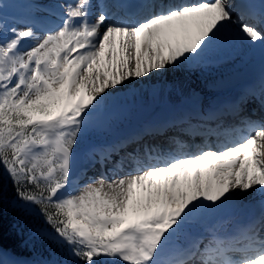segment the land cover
I'll use <instances>...</instances> for the list:
<instances>
[{
  "label": "snow or ice",
  "instance_id": "snow-or-ice-1",
  "mask_svg": "<svg viewBox=\"0 0 264 264\" xmlns=\"http://www.w3.org/2000/svg\"><path fill=\"white\" fill-rule=\"evenodd\" d=\"M126 3L153 10L116 22L106 10L93 17V0H64L61 24L42 36L0 22V166L82 264H264V211L233 243L213 237L184 258L160 259L198 213L264 195V122L247 120L244 134L191 154L144 146V158L127 153L112 179L67 191L78 138L107 89L198 56L230 27L264 44V7L253 14L246 0Z\"/></svg>",
  "mask_w": 264,
  "mask_h": 264
},
{
  "label": "rangeland",
  "instance_id": "rangeland-1",
  "mask_svg": "<svg viewBox=\"0 0 264 264\" xmlns=\"http://www.w3.org/2000/svg\"><path fill=\"white\" fill-rule=\"evenodd\" d=\"M6 1V0H0ZM21 2V5L26 6V10L22 9L17 5V3ZM51 0H11L12 6L19 12L18 15H6L11 18H16L20 20L21 24H16L14 21L10 22V25L7 23L9 27H18L23 29L22 24L27 25V20L34 22L36 24H40L43 27L50 28L48 23L50 22V18L53 17L55 3H51ZM36 3L35 5L38 7H32L31 4ZM20 4V3H19ZM46 9V10H45ZM34 21H32V19ZM17 20V21H18ZM26 20V21H25ZM0 22L2 19L0 18ZM37 35L41 36L44 34V30H37ZM235 28L230 27L223 30L219 35L228 39L230 43H242L244 40L234 32ZM35 41H29V43L25 44V48L29 45L34 44ZM250 55L253 52V43L249 42ZM252 50V51H251ZM243 56H237L230 61L214 58V59H204L200 62V64L204 63L205 72L199 76L196 71L193 74H190L189 80H185L184 71L182 69H175L174 67H169L166 70L159 71V75L154 78L153 73H149L148 75L140 78H131L128 81H125L123 84L116 86L115 88L107 89V95L104 96V99L100 102V104L95 108L93 112H91L87 118L88 122L84 127V130L80 134V140L78 142L82 143L84 146L82 149L91 148V150L103 149L106 146H109L113 142L117 141L118 136L124 132L127 128L131 127L134 123H136L140 117L144 114L143 112L148 111L149 107L153 104H161L168 106V113H170V109L174 110L177 108L181 111L180 106L181 102L183 103H197V106L200 107H211L222 92V94L228 93V91L236 84V81H229L225 83L223 86H227L225 89H219L218 84L221 82H226L234 77L238 79L241 78L239 75L242 73L243 68L247 63L243 62ZM217 60V64L215 61ZM219 60V61H218ZM195 61V60H194ZM193 62V61H192ZM253 62V60H252ZM184 63L190 65L189 61H185ZM180 71V72H179ZM182 72V74H181ZM192 73V72H191ZM193 75V76H192ZM195 75V76H194ZM164 79V83L162 82ZM198 79V80H197ZM165 85V91L167 93H171V89H177L176 85H182L180 89V95L183 91L187 90L189 95H181L179 97L177 95L176 98L172 96L163 97L161 92V85ZM151 88H155L156 93L152 96L148 90ZM213 90V91H212ZM132 91L135 92L136 97L132 96ZM216 92V94H215ZM174 93V92H173ZM173 93H171L173 95ZM207 93V94H206ZM213 94V95H212ZM211 95V96H210ZM203 98V99H202ZM108 101L107 109L103 108V101ZM207 100V101H205ZM195 105V104H194ZM166 113V112H165ZM182 113V111H181ZM164 114V113H162ZM141 129V128H140ZM84 140V141H82ZM92 140V141H90ZM89 141V142H88ZM158 147L163 145V143H158ZM162 149V148H160ZM168 149V148H167ZM162 151V150H161ZM169 152V150L167 151ZM96 154H93L95 158ZM83 164L84 166L89 165V159L83 155ZM85 159V160H84ZM85 168V167H84ZM95 170L94 166L91 168ZM109 172V171H108ZM96 174H83L79 179L85 180V183L81 186L83 187L86 183L95 181L97 184L100 183V177L95 176ZM89 180H88V179ZM107 181H105L106 183ZM258 192V190L256 191ZM249 197V198H248ZM260 197V198H259ZM238 199V200H237ZM237 200V201H236ZM235 202H248L251 206L256 207L258 205L264 204L262 201L261 195L257 193H249L246 195H239L236 198ZM251 200V201H250ZM187 223H190L189 221ZM189 224H185L183 227V231L181 230L177 234H175L168 245L171 249V253L167 254V256L175 255L176 251H183L184 247L187 245L189 238H185L188 233L187 226ZM186 229V230H185ZM180 235V236H179ZM188 236V235H187ZM183 237V238H182ZM190 237V236H188ZM183 240V241H182ZM0 264H34L30 261V259H18V258H9L8 255H5L2 251H0Z\"/></svg>",
  "mask_w": 264,
  "mask_h": 264
},
{
  "label": "bare ground",
  "instance_id": "bare-ground-1",
  "mask_svg": "<svg viewBox=\"0 0 264 264\" xmlns=\"http://www.w3.org/2000/svg\"><path fill=\"white\" fill-rule=\"evenodd\" d=\"M63 1V0H62ZM62 1H56V6L54 7V11L55 12H53L52 14H53V17H51L50 18V22L48 23V25H49V27L50 28H47L46 26L45 27H43L42 25H40V24H36V23H34V22H31V21H29V20H27V22L29 23V24H33V25H36L38 28H40V29H52V28H54L55 27V23H57L58 22V19L56 18L57 16V13H59V14H61L62 13V11H61V9H59L58 7H57V4H59V3H61ZM176 1H178V0H176ZM98 2V0H94V3H97ZM52 3V2H51ZM0 13L1 14H3V15H18L19 14V12L12 6V4H11V0H6L5 2L4 1H0ZM55 13H56V15H55ZM93 13V12H92ZM11 18V17H10ZM13 19H16L15 17L13 18ZM32 19V21H34V19L33 18H31ZM26 21V20H25ZM122 22H125V23H133L132 22V18H128L127 20H125V21H122ZM135 23V22H134ZM234 32H236V29H235V31ZM237 33V32H236ZM42 36V35H41ZM242 40H244V42H242V43H230L229 41H228V39L227 38H225V37H223V36H221V35H219L218 34V36L217 37H215L210 43H209V45H208V47L203 51V52H201L198 56H197V59L195 60V61H191V59H189V62L191 63L190 65H187V64H185L184 63V61L182 62V63H179V64H177L176 65V68L175 69H182L183 71H184V76H185V80H189V77H190V74H193V73H195L196 71L198 72V75L199 76H201L204 72H205V69H204V63L203 64H200V62L201 61H203L204 59H214V58H220V59H224V60H227V61H230V59H232V58H234V57H237V56H240V55H242L243 56V62L244 63H249V62H252V60H253V63L254 64H256V65H258L259 63H261V64H264V44H261L258 48H260V53H257V51H256V56L253 58V57H250V49H249V41H247V40H245V39H243V38H241ZM253 48V47H252ZM258 48H256V50L258 49ZM252 51V50H251ZM254 56V55H253ZM251 60V61H250ZM219 61V60H218ZM215 64H217V60L215 61ZM252 63H250L249 65H246L244 68H243V70H242V72H243V74L244 75H246V73H251V70H252V68H253V65H251ZM255 65V66H256ZM190 71V74L188 73ZM161 72V71H160ZM180 72V71H179ZM192 72V73H191ZM159 71H155L154 73H153V76H154V78L156 77V76H158L159 74ZM260 73L261 74H263V75H261L260 74V76L259 77H264V72H262V71H260ZM181 74H182V72H181ZM193 76V75H192ZM195 76V75H194ZM234 78H237V77H234ZM234 78H232V79H230V80H227L226 82H221V83H219L218 84V86L219 87H221L223 84H225V83H227V82H229V81H232ZM198 80V79H197ZM164 79H162V82L164 83ZM165 85L163 84V85H161V87H160V89H161V92H162V96L163 97H167V96H172L173 98H176L177 97V95H178V93H180V90H182V89H180L181 87H182V85L180 86V85H176L175 87H178L177 89H172V88H170L171 89V93H173V95L169 92V93H167L166 91H165V87H164ZM213 91V90H212ZM148 92L153 96L155 93H156V90H155V88H151L150 90H148ZM189 95V93H188V91L187 90H185V91H183V93H181L180 95H178L179 97H182L183 95ZM207 94V93H206ZM215 94H216V92H215ZM182 95V96H181ZM213 95V94H212ZM243 95L245 96H248L249 95V91H248V89H246L245 90V92L243 93ZM132 96L133 97H136V95H135V92L134 91H132ZM211 96V95H210ZM250 98L251 99H253V100H255V98L256 97H254V96H252V95H250ZM203 99V98H202ZM240 101L239 102H237V104H238V106H239V112L240 113H242L245 109H247V107L249 106V105H253L249 100H247L245 103H241V101H245V100H243V97L241 98L240 97V99H239ZM205 101H207V100H205ZM181 103H183V102H181ZM102 106H104L103 108L105 109H107V107H108V101L106 100V101H103V105ZM188 106H190V107H192V105H188ZM254 106V105H253ZM241 108H243V109H241ZM181 109V108H180ZM179 111L180 110H178L177 108H175L174 110H171L170 109V113H171V116H173V118H175V117H177L178 115V113H179ZM145 112V111H144ZM143 112V113H144ZM260 115L261 114H256V117L258 118V117H260ZM172 118V119H173ZM238 120H240V118L239 119H237V120H235V121H232V122H230V123H227V126L228 127H230L232 124H235V126H240L241 125V123L240 122H237ZM174 121H175V119H174ZM182 121V120H181ZM228 121H229V119H228ZM178 122V121H177ZM204 123H206V121H204ZM193 124H194V121L193 120H191V119H189V118H184L183 119V126H184V132L190 127H192V128H194V133H195V135H197V134H199L201 131H202V129L200 128V127H198V126H193ZM174 127V126H173ZM227 127V128H228ZM143 128H144V126H143ZM226 128V129H227ZM172 128H169L168 129V131L170 132V130H171ZM221 129H225V127H223V128H221ZM143 133L145 132V131H142ZM145 136H147L148 138H152L153 136H154V134L153 133H151V132H145L144 133V135H143V137H145ZM152 136V137H151ZM142 138V137H141ZM223 139L225 138V136H223L222 137ZM177 142L179 143V145H180V147H176V146H174L173 144H171V143H169V145H170V147H171V149L172 150H174V151H176V153H178L179 155H183V154H185V153H188L189 154V152H187V151H185V150H183L182 148H181V146L182 145H184V144H186V145H188V144H190V143H192L191 142V138H187V139H184L181 135H178L177 136ZM209 139V138H208ZM211 139H212V137H211ZM198 141V142H200L199 140H200V138H195L193 141ZM144 141V142H143ZM117 142V141H116ZM144 143V144H146V145H148L149 147H151L152 146V143L151 142H147V138H143L142 140H140L139 141V143L141 144V143ZM133 144V143H132ZM193 147V146H192ZM105 148H106V146L102 149L103 151L105 150ZM102 151V152H103ZM83 152H84V154L83 155H85L88 159H89V157H92L93 156V150H91V148H88V149H84L83 150ZM178 155V156H179ZM84 157V156H83ZM141 158V157H140ZM108 162H113L114 161V163H115V165L116 166H118L119 164H120V162L121 161H123L124 159H121V158H117V159H115V158H110V157H107V158H105ZM85 160V159H84ZM90 160V159H89ZM129 164H132V162H130ZM129 164H127L126 165V167H124V170H123V172L124 173H127V172H129V171H131L132 169H131V167H129L128 165ZM135 165L134 164H132V167H134ZM97 169L99 170V172L101 173V169H100V167L98 166L97 167ZM96 169V170H97ZM114 169V168H113ZM112 173H106V172H103V175L104 176H106L107 177V179H112L113 178V176H110ZM88 179V178H87ZM89 180V179H88ZM81 184H84L85 183V181L83 180V181H81L80 182ZM81 184L80 185H77V183L75 182V179H71V182H70V185H69V187H68V189H67V191L68 192H73V191H75V190H77L78 188H80V187H82L81 186ZM255 193H257V194H259V195H261L260 193H259V190H258V192H255ZM261 197H262V201L264 202V195H261ZM249 198V197H248ZM260 198V197H259ZM235 200L236 199H234V200H230V201H226L223 205H220V206H218V207H211L209 210H207L206 212H204V213H198L197 215H195L194 217H192L191 219H189V222L190 223H186V224H189L188 226H187V228H188V233H187V235H190V237H192V240L190 241V243L188 244L189 246H193V244L194 243H197L198 242V239L196 238V236L197 235H199L200 233L202 234V233H204L203 235L204 236H207L208 234L204 231V230H202V228L204 227V228H206V227H208V226H210L211 227V229H212V231H213V233H214V235L217 237V238H219V236L220 235H232V234H235L236 233V231H235V225L236 224H238V223H240V221H241V219H243V218H245L246 219V217L247 216H250L251 215V212H250V214H248V215H246V214H244V212H243V210H242V207L243 206H248L249 207V209L251 210V209H253V207H251L249 204H248V202H241L240 204L239 203H237L236 204V202H235ZM238 200V199H237ZM236 200V201H237ZM251 201V200H250ZM234 210V212L237 214L236 216V218H234V219H232L231 218V216H230V214H229V211L230 210ZM216 210H217V212H216ZM258 211H261L260 213H262V208H260ZM242 213V215H238V214H241ZM224 221V224L223 225H221V224H219V222H221V221ZM242 229V228H241ZM240 229V230H241ZM186 230V229H185ZM239 230V231H240ZM183 231V230H182ZM180 236V235H179ZM183 238V237H182ZM232 236L231 237H229L228 239H227V241H225V243H233V242H229V240H232ZM183 241V240H182ZM180 254L181 253H179V254H177V255H175V256H171V257H168V256H166V257H162L161 259L162 260H172V259H179V258H181L182 256H180Z\"/></svg>",
  "mask_w": 264,
  "mask_h": 264
},
{
  "label": "trees",
  "instance_id": "trees-1",
  "mask_svg": "<svg viewBox=\"0 0 264 264\" xmlns=\"http://www.w3.org/2000/svg\"><path fill=\"white\" fill-rule=\"evenodd\" d=\"M0 247L15 256L37 255L49 264H82L47 223L40 206L19 198L16 185L2 166Z\"/></svg>",
  "mask_w": 264,
  "mask_h": 264
},
{
  "label": "water",
  "instance_id": "water-1",
  "mask_svg": "<svg viewBox=\"0 0 264 264\" xmlns=\"http://www.w3.org/2000/svg\"><path fill=\"white\" fill-rule=\"evenodd\" d=\"M162 108H164L163 105H156L154 106V108L148 113V116H151L157 112H159L160 110H162ZM146 119V118H145ZM144 119V120H145ZM80 157H81V151H75L74 152V156H73V163H72V176L79 170L80 168ZM71 176V177H72Z\"/></svg>",
  "mask_w": 264,
  "mask_h": 264
}]
</instances>
